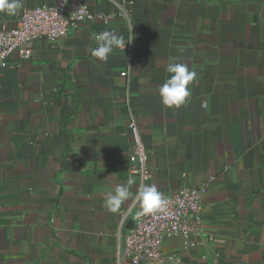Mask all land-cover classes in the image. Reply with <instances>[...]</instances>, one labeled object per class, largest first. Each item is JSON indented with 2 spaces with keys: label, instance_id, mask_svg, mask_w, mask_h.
Wrapping results in <instances>:
<instances>
[{
  "label": "crops",
  "instance_id": "1",
  "mask_svg": "<svg viewBox=\"0 0 264 264\" xmlns=\"http://www.w3.org/2000/svg\"><path fill=\"white\" fill-rule=\"evenodd\" d=\"M0 13V29L16 26ZM106 19L14 51L0 69V264L118 263L133 199L103 207L133 177L165 197L204 187L193 247L174 264H264V0H69ZM124 37L107 62L93 34ZM170 57L197 73L179 109L161 103ZM134 120L148 159L134 157ZM131 207V212L128 209Z\"/></svg>",
  "mask_w": 264,
  "mask_h": 264
},
{
  "label": "built area",
  "instance_id": "2",
  "mask_svg": "<svg viewBox=\"0 0 264 264\" xmlns=\"http://www.w3.org/2000/svg\"><path fill=\"white\" fill-rule=\"evenodd\" d=\"M104 14L91 12L86 5L70 10L69 0H59L54 5L43 4L22 9L15 27L0 29V69L8 63L9 56L18 51L22 57L32 53L27 43L46 37L53 44L60 43L80 22L106 19ZM129 129L134 145V157L143 163L148 156L140 131L134 120ZM204 187H186L177 191L168 200L165 213H157L134 221L121 240L117 253L118 263L174 264V256L164 249L169 237L181 239L186 246L193 247L203 231L202 216ZM139 210V207L134 211Z\"/></svg>",
  "mask_w": 264,
  "mask_h": 264
},
{
  "label": "clouds",
  "instance_id": "3",
  "mask_svg": "<svg viewBox=\"0 0 264 264\" xmlns=\"http://www.w3.org/2000/svg\"><path fill=\"white\" fill-rule=\"evenodd\" d=\"M23 7V0H0V13L14 16ZM92 39L97 46L92 49L91 55L99 61L107 62L110 54L115 49H125L124 37L112 31H102L93 34ZM169 77L159 88L161 103L167 108L179 109L188 102L191 96L190 84L196 79L197 73L190 70L187 63L177 62L175 57H170L166 68ZM136 183L133 177H129L124 184L117 185L113 192L105 199L103 207L110 213H119L126 201L133 199L132 207L139 204V210L133 216L134 221H140L143 217L165 213L168 200L158 190L155 184L140 183L133 198L131 186ZM131 212V207L128 209Z\"/></svg>",
  "mask_w": 264,
  "mask_h": 264
},
{
  "label": "water",
  "instance_id": "4",
  "mask_svg": "<svg viewBox=\"0 0 264 264\" xmlns=\"http://www.w3.org/2000/svg\"><path fill=\"white\" fill-rule=\"evenodd\" d=\"M212 1H225V0H212Z\"/></svg>",
  "mask_w": 264,
  "mask_h": 264
}]
</instances>
